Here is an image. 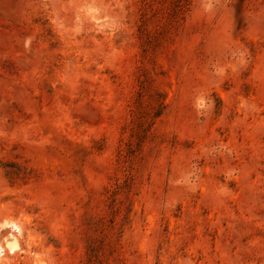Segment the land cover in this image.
Segmentation results:
<instances>
[{
    "label": "rangeland",
    "instance_id": "1",
    "mask_svg": "<svg viewBox=\"0 0 264 264\" xmlns=\"http://www.w3.org/2000/svg\"><path fill=\"white\" fill-rule=\"evenodd\" d=\"M0 246L264 264V0H0Z\"/></svg>",
    "mask_w": 264,
    "mask_h": 264
},
{
    "label": "bare ground",
    "instance_id": "2",
    "mask_svg": "<svg viewBox=\"0 0 264 264\" xmlns=\"http://www.w3.org/2000/svg\"><path fill=\"white\" fill-rule=\"evenodd\" d=\"M13 227L14 228H16V226L15 225H13ZM10 237V239L9 240H7L6 242H5V248H7L9 251H13V250H15L16 249V247H17V242H16V240L10 235L9 236ZM3 251V247L2 246H0V253Z\"/></svg>",
    "mask_w": 264,
    "mask_h": 264
}]
</instances>
